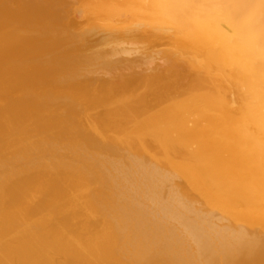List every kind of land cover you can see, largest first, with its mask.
<instances>
[{
	"label": "bare ground",
	"instance_id": "obj_1",
	"mask_svg": "<svg viewBox=\"0 0 264 264\" xmlns=\"http://www.w3.org/2000/svg\"><path fill=\"white\" fill-rule=\"evenodd\" d=\"M35 260L264 264V0H0V264Z\"/></svg>",
	"mask_w": 264,
	"mask_h": 264
},
{
	"label": "rangeland",
	"instance_id": "obj_2",
	"mask_svg": "<svg viewBox=\"0 0 264 264\" xmlns=\"http://www.w3.org/2000/svg\"><path fill=\"white\" fill-rule=\"evenodd\" d=\"M68 211H69V210H67V211H65V212L67 213ZM65 212H64L63 214H65ZM22 232H23L22 230H20V229L17 230V229H16L15 232H14V231H13V232H10L8 236H9L10 238H13L14 235H15V233H16V234H19V233H22ZM39 249H40V248H39ZM12 250H13V249H12ZM12 250L10 251V254H12ZM40 250H41V249H40ZM13 251H14V250H13ZM41 257H42V256H41ZM41 257H40V259H42ZM42 260H43V259H42ZM42 260H41V262H42ZM36 261H38L37 264H40V262H39L40 260H35V263H36ZM44 261H45V260H44ZM8 264H9V263H8ZM10 264H14V261H13V262H10Z\"/></svg>",
	"mask_w": 264,
	"mask_h": 264
}]
</instances>
